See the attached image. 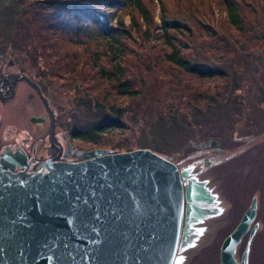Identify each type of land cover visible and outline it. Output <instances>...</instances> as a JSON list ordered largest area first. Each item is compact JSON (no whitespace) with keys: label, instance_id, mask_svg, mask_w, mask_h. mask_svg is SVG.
I'll return each mask as SVG.
<instances>
[{"label":"trees","instance_id":"obj_1","mask_svg":"<svg viewBox=\"0 0 264 264\" xmlns=\"http://www.w3.org/2000/svg\"><path fill=\"white\" fill-rule=\"evenodd\" d=\"M218 6L234 30L228 34L218 30L208 4L182 18L170 15L161 2L157 26L152 7L142 0H0V27L8 23L12 49L30 50L26 62L37 76L62 80L60 85L73 93L72 105L99 113L79 127L69 125L63 114L77 145L159 152L149 142L121 149L104 141L126 128L121 117L127 113L149 114L151 119L159 112L153 125L159 128L182 122L192 111L204 117L198 99L218 110L242 106L243 99L249 107L264 104V0H220ZM247 77L257 80L251 79L253 95L258 94L255 102L245 85ZM189 79L223 84L197 91L188 86ZM164 131L155 132L161 137Z\"/></svg>","mask_w":264,"mask_h":264},{"label":"water","instance_id":"obj_2","mask_svg":"<svg viewBox=\"0 0 264 264\" xmlns=\"http://www.w3.org/2000/svg\"><path fill=\"white\" fill-rule=\"evenodd\" d=\"M74 152L33 171L22 153L0 160V264H173L182 230L208 212L197 205H214L205 181L152 150ZM255 206L224 238L220 264H238Z\"/></svg>","mask_w":264,"mask_h":264},{"label":"rangeland","instance_id":"obj_3","mask_svg":"<svg viewBox=\"0 0 264 264\" xmlns=\"http://www.w3.org/2000/svg\"><path fill=\"white\" fill-rule=\"evenodd\" d=\"M142 1L145 5L152 7L157 26L160 23L158 10L161 2L166 6L170 15L182 18H187L189 14H198L199 8L205 9L208 4L213 17L218 20L221 27L218 30L226 34L234 31L226 25L223 10L218 6L220 0ZM123 19L127 25L130 23L128 14L124 15ZM115 22V19L111 20V24ZM193 23L199 27L197 23ZM6 24L8 27L7 22ZM2 27L5 26L0 28ZM232 34L235 36L234 33ZM9 42L11 45V39ZM152 42L153 45L157 43L154 39ZM12 50L17 52L20 61H27L26 57L31 55L26 47ZM28 71L31 72V69ZM57 79L42 76L39 82L59 110L60 121L66 122L64 113H66L68 124L76 125V127L91 123L98 118V112L93 111V114L86 112L82 107L77 108L72 105L69 100L72 99L73 93L68 91L67 86L60 85L62 80ZM251 79L257 82L254 77H247L245 85L250 99L255 102L258 94L253 95L255 85ZM186 82L189 83L190 88L193 87V90L197 91H205L204 88L210 90L214 85L220 87L223 84L221 80L217 82L189 79ZM218 91L221 93L220 89ZM163 95L166 97L167 93L163 91ZM198 101L200 107H203L204 117H196L195 112L192 111L191 117L171 126L153 127L161 116L159 112H156L151 119L148 118L149 114L127 113L121 117L126 128L120 134L112 135L115 136L114 138L105 139L107 141H104V144H115L121 149H129L136 148L140 142H149L159 150V152H154L168 158L179 168H189L190 173L196 179L205 181L206 186L217 194L218 200L220 199L226 213L219 218L207 219L205 223L209 222L208 232H202V235L196 239L194 237L193 241L182 243L173 264H219V249L223 237L235 222V218L229 216L227 211L230 212L232 209V215L242 213L252 199H255L258 208V216L255 219L258 229L252 238L243 236L244 239H241L235 248V256L239 259V251L242 252L246 248L250 256V264H264V104L249 107L246 104L247 100L243 99L242 106L236 103L235 107L228 110H218L219 107L206 108L204 100L198 99ZM162 129L165 131L160 137L155 131ZM149 131L153 132L152 138L148 136ZM211 141H216L217 144L212 145ZM79 146L90 148L86 144ZM255 220L252 223H255Z\"/></svg>","mask_w":264,"mask_h":264},{"label":"flooded vegetation","instance_id":"obj_4","mask_svg":"<svg viewBox=\"0 0 264 264\" xmlns=\"http://www.w3.org/2000/svg\"><path fill=\"white\" fill-rule=\"evenodd\" d=\"M9 39L7 27L0 28V160L6 155L12 157L22 153L29 171L35 170L44 160L74 161L75 150L90 148L80 147L74 142L71 130L60 121L59 110L44 92L39 82L41 78L36 76L33 68L26 61L19 60L17 52L11 48ZM11 53L13 55H10ZM30 69L31 72L28 71ZM20 170L21 167L15 166V172ZM206 187L213 196L211 204L214 205H206V202L197 205L208 212L204 217L191 218L186 226L188 232L184 233L182 230V235L188 241H193L194 237L198 238L202 232H208L209 222L205 223L207 219L219 218L226 213L217 194L210 187ZM248 204L250 205V201ZM247 208L245 207L242 213L234 215L232 209L230 212L227 211L229 216L235 218V222L223 239L234 229ZM257 209L256 206L252 222L257 219ZM252 222L244 235L245 238H250L249 231L253 225L257 226L254 233L258 229L256 220L255 223ZM184 227L185 217L182 228ZM243 252L244 250L239 251V259L235 256L238 264ZM247 264H250L248 251Z\"/></svg>","mask_w":264,"mask_h":264},{"label":"bare ground","instance_id":"obj_5","mask_svg":"<svg viewBox=\"0 0 264 264\" xmlns=\"http://www.w3.org/2000/svg\"><path fill=\"white\" fill-rule=\"evenodd\" d=\"M204 202V201H201V203ZM183 226V225H182Z\"/></svg>","mask_w":264,"mask_h":264}]
</instances>
